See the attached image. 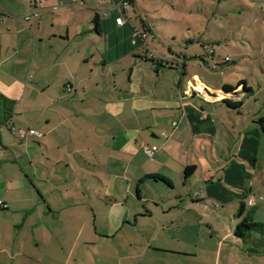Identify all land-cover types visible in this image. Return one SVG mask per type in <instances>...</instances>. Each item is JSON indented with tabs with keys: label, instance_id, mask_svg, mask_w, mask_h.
<instances>
[{
	"label": "crops",
	"instance_id": "crops-1",
	"mask_svg": "<svg viewBox=\"0 0 264 264\" xmlns=\"http://www.w3.org/2000/svg\"><path fill=\"white\" fill-rule=\"evenodd\" d=\"M122 3L0 0V264H264V234L235 235L243 203L264 223V116L241 127L254 93L189 77L141 17L116 24ZM145 25L153 63L132 44Z\"/></svg>",
	"mask_w": 264,
	"mask_h": 264
},
{
	"label": "rangeland",
	"instance_id": "rangeland-1",
	"mask_svg": "<svg viewBox=\"0 0 264 264\" xmlns=\"http://www.w3.org/2000/svg\"><path fill=\"white\" fill-rule=\"evenodd\" d=\"M135 1L139 7H129V16L133 19L141 17L155 30L161 41H155L156 45L160 44L157 47L160 53H168L167 49L171 47L179 56L189 59V77L197 74L201 82L216 90L224 83L237 86L239 81L245 80L247 89L254 95L244 106L241 127L250 125L253 114L264 116V0ZM135 20L134 23L140 26L139 20ZM65 25L63 22L62 26ZM212 48L216 50L215 59L205 56L204 50L209 54ZM160 53L156 57L162 56ZM226 57L234 62L224 63ZM147 66L150 64L144 65V69ZM190 89L191 93L199 91L194 82ZM206 143L209 148L213 145ZM227 144L218 137L212 158L221 159L223 151L228 153ZM205 223L200 225L202 238L209 237ZM194 233H197L196 228Z\"/></svg>",
	"mask_w": 264,
	"mask_h": 264
},
{
	"label": "trees",
	"instance_id": "trees-1",
	"mask_svg": "<svg viewBox=\"0 0 264 264\" xmlns=\"http://www.w3.org/2000/svg\"><path fill=\"white\" fill-rule=\"evenodd\" d=\"M124 4L128 5V7H131V6L134 7L135 1L134 0H128ZM123 5H122V7H123ZM127 12H125V14H122V16H123L122 18L126 22L128 21V19L126 17V13ZM116 24H117V20H116ZM99 25H100V22L98 21V18H96L95 27L98 28ZM144 28H145L146 33H147V35L145 34L146 37L145 38L143 37V35H144L143 33L134 31V35H133L134 39L132 40V44L134 46H136V47H142V46L144 47V45H145V48L147 49V51H145V54L149 55L148 59H149L150 62L153 63L154 59L156 58V54L158 52L156 50H154V49H151L149 47V45H148V42H147L148 34L151 32L150 27L145 25ZM138 34H140V35H138ZM210 56L213 57V59H215L216 50L214 48H212L210 50ZM228 58L230 59V57H228ZM181 61L183 62V60H181ZM224 63H231V62H227L224 59ZM216 70H217V68H216ZM239 86H243L245 92H247V93H251L252 92V91L247 89V85H246L245 81H242L239 84ZM224 89H225V91H230L233 88H231L229 86H225ZM223 102L228 107H230V108H232L234 110H237V111L240 110L243 107V102L234 103V102H232V100L226 99V98L223 99ZM255 124L264 133V118H260V119L256 120ZM194 171H195L194 167L187 168L186 169V176L191 175ZM147 179H153L155 181H160V182H162V183H164L166 185H170V182L166 178L161 177V176H155V175L147 176ZM237 219H238V224H237L236 229H235L236 237L243 239V238L246 237V235L249 232H252V231L264 234V224H259L253 219V212L250 209H248L247 206L244 203L241 205V208H240V210H239V212L237 214Z\"/></svg>",
	"mask_w": 264,
	"mask_h": 264
},
{
	"label": "built area",
	"instance_id": "built-area-1",
	"mask_svg": "<svg viewBox=\"0 0 264 264\" xmlns=\"http://www.w3.org/2000/svg\"><path fill=\"white\" fill-rule=\"evenodd\" d=\"M126 1H128V0H123V3H122V4H124ZM128 9H129L128 5L124 4L123 7H122V9H121V14H125V12H127ZM37 17H39V14L36 13L35 11H32L31 13L27 14V15L25 16L24 19H25L26 21H30L32 18H37ZM125 23H126V21H125L123 18H119V19H117V24H118L119 26H124ZM138 35H140V34H138ZM143 37H144V38L146 37L145 34L143 35ZM134 43H135V42H134ZM225 60H226L227 62H230V61H231V59H229L228 57H227ZM197 92H198V93H201V92H199V91H197ZM173 125H174V127H176V126H177V123H174ZM13 132H14V134H17V132H16L14 129H13ZM31 133H32V131H30V132H27V131H24V130H20V131H18V134H19L22 138L26 137L28 134H31ZM164 136L167 137L166 134H164ZM157 151H158V147H157V146H152V147L146 146V147H144V152H145L150 158H153L154 155H155V153H156ZM261 199L264 200V196L261 197ZM254 203H255V199H254V198L250 199V201H249V205L252 206ZM0 206L3 207V208H5V209H8V205L5 204L3 201H0Z\"/></svg>",
	"mask_w": 264,
	"mask_h": 264
}]
</instances>
